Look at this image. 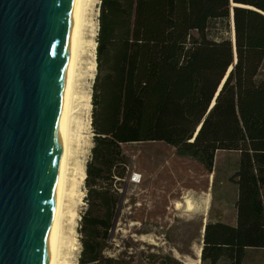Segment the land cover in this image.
Segmentation results:
<instances>
[{
  "label": "trees",
  "instance_id": "1",
  "mask_svg": "<svg viewBox=\"0 0 264 264\" xmlns=\"http://www.w3.org/2000/svg\"><path fill=\"white\" fill-rule=\"evenodd\" d=\"M231 14L234 45L208 32L217 23L231 31ZM263 66L264 0H100L79 264H132L105 251L122 197L116 183L129 175L122 145L149 141L209 174L216 151L239 153L236 223L205 222L200 263L243 264L249 248L264 259Z\"/></svg>",
  "mask_w": 264,
  "mask_h": 264
},
{
  "label": "water",
  "instance_id": "2",
  "mask_svg": "<svg viewBox=\"0 0 264 264\" xmlns=\"http://www.w3.org/2000/svg\"><path fill=\"white\" fill-rule=\"evenodd\" d=\"M80 7L0 0V264L53 263Z\"/></svg>",
  "mask_w": 264,
  "mask_h": 264
},
{
  "label": "rangeland",
  "instance_id": "3",
  "mask_svg": "<svg viewBox=\"0 0 264 264\" xmlns=\"http://www.w3.org/2000/svg\"><path fill=\"white\" fill-rule=\"evenodd\" d=\"M99 3L100 0H88L85 12L82 64L76 86V116L88 136L79 145L74 144L76 153L71 160L68 183L76 203V220L62 264H79L81 244L78 230L81 214L86 208V183L82 177L90 157L93 134L91 87L95 75ZM219 26L218 23L211 24L210 35L218 38L230 35L233 38L232 30L225 32ZM122 149L130 157L129 175L123 185L116 183L121 188L122 197L110 232V249L105 254L122 256L132 264H156L154 259L160 256H170L183 264H201L197 261V250L202 245L203 219L210 221L223 205L226 206L225 215L232 212L237 186L230 176L238 168L239 153L216 151L212 173L209 174L197 159L180 155L176 148L161 141L127 143ZM132 172L139 173L140 180L131 181ZM207 187L212 200L210 206L205 201ZM185 196L194 200V210L175 208V202L182 201ZM245 264H264L262 251L249 252Z\"/></svg>",
  "mask_w": 264,
  "mask_h": 264
},
{
  "label": "bare ground",
  "instance_id": "4",
  "mask_svg": "<svg viewBox=\"0 0 264 264\" xmlns=\"http://www.w3.org/2000/svg\"><path fill=\"white\" fill-rule=\"evenodd\" d=\"M87 1L88 0H81L79 19L76 29V51L70 81V101L61 147L59 181L56 203V231L52 264H62L64 259V251L69 247L71 232L74 228L76 220V203L71 195L72 191L69 188L68 183L70 174V164L72 158L76 153V150L74 149V144L76 143L77 145H79L80 142L85 141L86 137L88 136V134H86V131H83V127L81 125L82 123L78 120L76 116V113L78 112L76 105V86L77 81L80 77V69L82 64L83 33L85 28V12L87 7ZM84 177L85 174L83 175L82 179H84ZM211 177L212 175H210V178ZM195 207L196 204L190 196H185L182 201L175 202L176 209L184 208V210L186 211H192ZM205 209L206 205L204 206V211H206ZM205 222L206 220L203 219V226ZM197 251V254L199 255L200 247ZM197 261H199V259Z\"/></svg>",
  "mask_w": 264,
  "mask_h": 264
},
{
  "label": "crops",
  "instance_id": "5",
  "mask_svg": "<svg viewBox=\"0 0 264 264\" xmlns=\"http://www.w3.org/2000/svg\"><path fill=\"white\" fill-rule=\"evenodd\" d=\"M209 184H210V182H209ZM209 187H207V191H206V195H205V199H206L205 201H206L207 206L208 205L210 206L212 203L210 191H208ZM236 199H237V194H236L235 200L233 201V208H232V212H230V214L225 215L226 206L223 205L221 208H219V212L216 213L215 216L211 218V221H222V222L234 225L236 223V219H237L236 208H235ZM255 251H256V249H254V248L246 249L247 254H246L245 260L243 261V264H245L246 258L248 256L249 252H255Z\"/></svg>",
  "mask_w": 264,
  "mask_h": 264
},
{
  "label": "built area",
  "instance_id": "6",
  "mask_svg": "<svg viewBox=\"0 0 264 264\" xmlns=\"http://www.w3.org/2000/svg\"><path fill=\"white\" fill-rule=\"evenodd\" d=\"M140 174L136 173V172H132L131 173V181L135 182V179H139L140 180Z\"/></svg>",
  "mask_w": 264,
  "mask_h": 264
}]
</instances>
